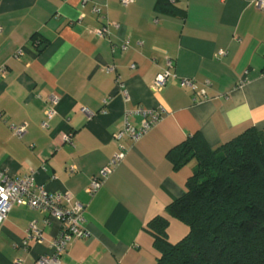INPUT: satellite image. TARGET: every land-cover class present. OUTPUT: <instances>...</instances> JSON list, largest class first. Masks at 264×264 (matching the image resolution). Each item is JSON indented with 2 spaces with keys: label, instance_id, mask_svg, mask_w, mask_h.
Listing matches in <instances>:
<instances>
[{
  "label": "crops",
  "instance_id": "obj_1",
  "mask_svg": "<svg viewBox=\"0 0 264 264\" xmlns=\"http://www.w3.org/2000/svg\"><path fill=\"white\" fill-rule=\"evenodd\" d=\"M160 2L0 0V169L13 178L34 172L39 188L69 192L84 205L89 235L69 245L62 264H156L147 224L166 216L173 244L189 233L166 208L185 195L198 168L192 160L175 171L169 150L197 133L212 149L249 129L264 136V9L250 0H169L171 14L158 10ZM105 26L109 36L100 38L96 31ZM220 52L227 54L217 58ZM168 62L172 79L152 92ZM186 79L207 97L181 87ZM140 108L167 115L140 141L123 140L127 157L89 195L92 178L117 152L113 137L127 113L130 125L141 126ZM11 125L27 131L19 138ZM45 218L11 209L0 226V264H35L54 253L61 225ZM32 223L43 240L25 247Z\"/></svg>",
  "mask_w": 264,
  "mask_h": 264
},
{
  "label": "trees",
  "instance_id": "obj_2",
  "mask_svg": "<svg viewBox=\"0 0 264 264\" xmlns=\"http://www.w3.org/2000/svg\"><path fill=\"white\" fill-rule=\"evenodd\" d=\"M173 5L161 0L158 10L175 14ZM167 159L175 171L192 160L198 168L185 195L166 208L189 233L173 244L166 216L147 224L160 253L156 264H264L263 134L249 129L212 149L197 133L170 149Z\"/></svg>",
  "mask_w": 264,
  "mask_h": 264
},
{
  "label": "built area",
  "instance_id": "obj_3",
  "mask_svg": "<svg viewBox=\"0 0 264 264\" xmlns=\"http://www.w3.org/2000/svg\"><path fill=\"white\" fill-rule=\"evenodd\" d=\"M255 3L260 10L264 9V0H250ZM135 0H121L123 6H129ZM100 38H107L109 36L108 27L96 31ZM2 28L0 27V35ZM114 48V46H113ZM126 49V45L124 46ZM227 52H220L217 58L225 56ZM172 62H168V69L160 73L153 85L151 86L152 92H159L163 90L173 77L171 68ZM107 72H115V66H108ZM5 68H0V73H5ZM120 83V82H119ZM181 87L192 90L198 97L203 99L207 97L206 89H198L195 82L192 80H182ZM56 103V100L52 101ZM84 111V110H83ZM137 115L142 116L143 120L141 126L136 128L129 124L128 118L131 115L127 113L124 126L114 137L113 141L117 147V152L112 159L102 168L98 176L92 178L87 193L94 196L106 183L109 177L114 173L116 168L125 160L129 153V147L123 143L125 138H129L133 143L140 141L146 134L154 129L162 119L167 115L164 108L158 111L146 110L143 108L135 112ZM54 114L53 110H48L46 116ZM43 128H48V123H42ZM10 129L15 136L22 138L27 131L26 125H11ZM64 141L72 143L69 135L65 136ZM14 206L27 207L30 209L39 210L46 214L45 224L50 226L53 221H59L61 231L52 242L54 253L51 255H41L37 258L35 264H62L61 257L67 253L69 245L74 241L86 238L89 234L84 226L85 208L79 202L74 200L71 193H55L50 194L43 188H39L35 184V173L30 172L23 178H13L0 169V226L7 219L8 214ZM41 229L36 223H32L27 231V238L24 240V246H28L29 240H36L41 242L43 240ZM15 264H24L22 259L16 260Z\"/></svg>",
  "mask_w": 264,
  "mask_h": 264
},
{
  "label": "water",
  "instance_id": "obj_4",
  "mask_svg": "<svg viewBox=\"0 0 264 264\" xmlns=\"http://www.w3.org/2000/svg\"><path fill=\"white\" fill-rule=\"evenodd\" d=\"M43 49V48H42Z\"/></svg>",
  "mask_w": 264,
  "mask_h": 264
}]
</instances>
